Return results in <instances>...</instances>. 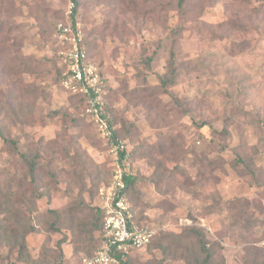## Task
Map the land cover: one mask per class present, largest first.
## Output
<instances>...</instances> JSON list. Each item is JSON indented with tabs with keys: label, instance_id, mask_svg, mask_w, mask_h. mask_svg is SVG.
I'll return each mask as SVG.
<instances>
[{
	"label": "rangeland",
	"instance_id": "374dc122",
	"mask_svg": "<svg viewBox=\"0 0 264 264\" xmlns=\"http://www.w3.org/2000/svg\"><path fill=\"white\" fill-rule=\"evenodd\" d=\"M76 1L0 0V264H77L100 244L112 159L57 78L72 3L120 135L164 145L134 161L156 235L132 264L202 263L195 227L211 264H264V0Z\"/></svg>",
	"mask_w": 264,
	"mask_h": 264
},
{
	"label": "built area",
	"instance_id": "2783aa9c",
	"mask_svg": "<svg viewBox=\"0 0 264 264\" xmlns=\"http://www.w3.org/2000/svg\"><path fill=\"white\" fill-rule=\"evenodd\" d=\"M72 3L67 19L57 24L55 41L62 67L60 85L72 95L85 99L84 116L95 126L112 159V175L99 188V207L103 212V230L98 249L77 264H126L153 240L154 229L136 222L126 196L127 180L135 176L128 141L116 136V127L105 99L106 82L102 69L89 58L85 30L74 16Z\"/></svg>",
	"mask_w": 264,
	"mask_h": 264
},
{
	"label": "trees",
	"instance_id": "16d2710c",
	"mask_svg": "<svg viewBox=\"0 0 264 264\" xmlns=\"http://www.w3.org/2000/svg\"><path fill=\"white\" fill-rule=\"evenodd\" d=\"M184 1L185 0H180L179 5L181 7H182ZM76 4H78L77 1H76ZM74 11H77V10L75 9ZM56 28H57V25H55V27H54V35L56 33ZM85 37H86L85 43H86V46L88 48V53H89L90 60L93 61V62H95L101 68L100 64L91 55L90 48H89L90 42H89L88 34H87V31L86 30H85ZM55 55H56V58L58 60V68H57L58 84H59L60 88L62 89V87L60 85V79H61V75H62V67L59 64V59H58V56H57V48L55 49ZM105 82H106V88H105L106 89V95H105V99H106V103H107V108H108V110H109V112L111 114L110 122H111V124L113 126L116 127V136L117 137H120L122 139H125L126 141H128L126 138H124L123 136L120 135V132L121 131L122 132H125L124 126H121V128H117L116 120L114 119V117L112 115V108H111V105H110V102H109L108 81H107L106 76H105ZM173 82H174V78L163 77L162 80H161V87H163L164 89H166L167 88V85L168 84H171ZM62 90L64 91V89H62ZM64 92L68 95V97H72V98H75L77 100V103L81 107L82 114H83V112H84V106H85V99L81 95H72V94H70V93H68L66 91H64ZM0 134L2 135V132L1 131H0ZM126 134H128V132H126ZM3 137H4V140H5L6 143H10L11 145L14 144L12 140H9L5 136H3ZM128 143H129V141H128ZM103 144H104V147L106 148V145H105L104 142H103ZM155 149H160V151H163V153H165L164 152V145L160 144L158 141H157V143H144V144L140 145L139 147H134V148H131L130 147L133 164H134L135 159L136 158H139V157H147L148 159L153 158L152 153H153V151ZM30 163H31L30 164V166H31L30 172L34 174L36 172V162H35V160H32ZM111 175H112V173H111ZM138 180H139V178H138L137 173H136L135 176H132V177H129L128 178V180H127L128 188H127V191H126V196H127L128 200H129V203H130V205L132 207V211L134 213V217H135L136 222L139 223V224H141L137 220V218H136V214H135V211H134V207H133L132 202H131V199H130V191L132 189L134 190V189L137 188ZM95 214H96V217H97L96 224L98 225V227L100 229V238H101V236H102V230H103V219H104V215H103V212L101 211V209L99 207V204H98V208L95 210ZM100 222H101V224H100ZM145 226H147L149 228H152L151 226H148V225H145ZM191 235H192V239H196L198 241V243L200 245L201 251L205 253V257L202 260V263H199V264H211V261H212V258H213V252L209 248V246L207 245V243L204 241V236H203V234H201L200 228H196V227L195 228H192L191 229ZM154 238H155V236H154ZM154 238H153V240H154ZM153 240L151 241V243L147 247H149L152 244ZM21 248H23V250L26 249L25 246H22ZM20 253H21V251H20ZM132 258L126 264H132L133 263Z\"/></svg>",
	"mask_w": 264,
	"mask_h": 264
}]
</instances>
